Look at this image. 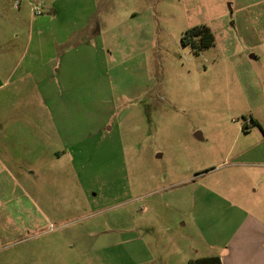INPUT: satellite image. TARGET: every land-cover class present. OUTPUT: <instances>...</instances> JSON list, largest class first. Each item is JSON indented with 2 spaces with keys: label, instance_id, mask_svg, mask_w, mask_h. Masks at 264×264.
Listing matches in <instances>:
<instances>
[{
  "label": "rangeland",
  "instance_id": "rangeland-1",
  "mask_svg": "<svg viewBox=\"0 0 264 264\" xmlns=\"http://www.w3.org/2000/svg\"><path fill=\"white\" fill-rule=\"evenodd\" d=\"M0 15L2 33L16 16L22 32L65 28L56 50L71 55L10 58L0 76V264L209 253L186 190L264 106L249 60L264 58V0H0ZM199 25L214 43L196 53L182 37ZM29 61L31 83L54 91L50 110L26 106Z\"/></svg>",
  "mask_w": 264,
  "mask_h": 264
},
{
  "label": "crops",
  "instance_id": "crops-1",
  "mask_svg": "<svg viewBox=\"0 0 264 264\" xmlns=\"http://www.w3.org/2000/svg\"><path fill=\"white\" fill-rule=\"evenodd\" d=\"M19 19L16 16L10 20L11 26L15 25V29H6L3 33L0 30V47L2 46L0 76L7 71L10 58L17 59L16 63L24 61L25 58L68 60L71 55L56 50L66 43L69 36L67 33L61 37V34L65 33V28L52 30L45 26L44 19L39 25L36 22L29 23L26 32H22L18 30ZM14 34H17L15 39L9 40ZM9 42L11 45L5 49V44ZM81 44L79 42L74 45L73 51L81 53L78 50L80 47L78 45ZM77 53L75 58H82ZM249 60L256 61V65H252L256 66L258 74L253 88L262 91L264 96V58ZM35 75L29 61L17 76V80L23 78L27 80L29 95L26 100L30 96V104L26 106L32 108L33 105L34 108L50 110L55 101L54 91L46 90L47 86L44 88L39 87L40 85L34 86L31 80ZM263 107L258 117L251 119L252 127L247 126L245 129L239 147L236 150H232L231 147L223 162L217 165L209 162L203 167L205 168L203 171H196L193 181L197 180V184H191L186 190L187 213L191 217V222L203 231L202 242L199 245L206 250L209 249L207 250L209 253L204 255H199L200 252L196 251L195 257L218 256L221 264H264ZM207 155L212 157L210 154ZM7 156L9 155H5ZM55 158H60V155L57 154Z\"/></svg>",
  "mask_w": 264,
  "mask_h": 264
},
{
  "label": "trees",
  "instance_id": "trees-1",
  "mask_svg": "<svg viewBox=\"0 0 264 264\" xmlns=\"http://www.w3.org/2000/svg\"><path fill=\"white\" fill-rule=\"evenodd\" d=\"M182 41L185 45H191L194 52L208 48L214 43V35L205 25L194 26L185 31ZM187 264H221L218 256H207L189 259Z\"/></svg>",
  "mask_w": 264,
  "mask_h": 264
},
{
  "label": "built area",
  "instance_id": "built-area-1",
  "mask_svg": "<svg viewBox=\"0 0 264 264\" xmlns=\"http://www.w3.org/2000/svg\"><path fill=\"white\" fill-rule=\"evenodd\" d=\"M30 4H31L32 6L34 5V3H32V2H31ZM36 5H37V7H34V9H33V10H34V12H35L36 14H38V15H39V14H41V11H40V9H39V6H38V4H37V3H36Z\"/></svg>",
  "mask_w": 264,
  "mask_h": 264
}]
</instances>
